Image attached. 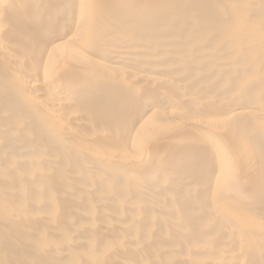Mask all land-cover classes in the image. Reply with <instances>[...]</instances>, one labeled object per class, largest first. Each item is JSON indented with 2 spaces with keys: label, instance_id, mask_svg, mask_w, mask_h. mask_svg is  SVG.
I'll use <instances>...</instances> for the list:
<instances>
[{
  "label": "bare ground",
  "instance_id": "6f19581e",
  "mask_svg": "<svg viewBox=\"0 0 264 264\" xmlns=\"http://www.w3.org/2000/svg\"><path fill=\"white\" fill-rule=\"evenodd\" d=\"M0 264H264V0H0Z\"/></svg>",
  "mask_w": 264,
  "mask_h": 264
}]
</instances>
